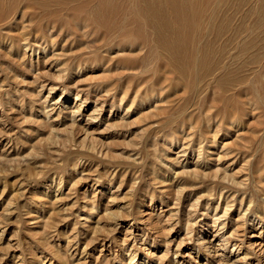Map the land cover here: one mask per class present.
Wrapping results in <instances>:
<instances>
[{
  "label": "rangeland",
  "instance_id": "obj_1",
  "mask_svg": "<svg viewBox=\"0 0 264 264\" xmlns=\"http://www.w3.org/2000/svg\"><path fill=\"white\" fill-rule=\"evenodd\" d=\"M56 1L0 0V264H264V120L256 115L262 108L243 114L239 110L237 121L242 123L230 124L227 116L233 105L221 92L213 95L217 100L210 93L197 96L196 74L180 76L173 69L164 51L154 46L157 36L145 19L140 27L130 22L133 2L143 9V0H111L112 11L105 13L104 21L89 11L85 20L68 16L71 5ZM88 1L94 7L99 0ZM209 1L201 0L203 22L213 5ZM170 6L164 10L173 19ZM8 13L11 20L5 17ZM239 13L233 15L235 21L241 19ZM54 16L58 26L64 22L60 34L53 29L56 46L49 36L42 37ZM75 22L97 32L75 41L65 31L79 30ZM144 40L150 42L137 48ZM28 43L31 48L26 50ZM59 67L62 72L56 71ZM158 77L167 78L163 83L168 85L169 104L149 94L152 88L160 93ZM228 235L231 241L221 250L218 243Z\"/></svg>",
  "mask_w": 264,
  "mask_h": 264
},
{
  "label": "bare ground",
  "instance_id": "obj_2",
  "mask_svg": "<svg viewBox=\"0 0 264 264\" xmlns=\"http://www.w3.org/2000/svg\"><path fill=\"white\" fill-rule=\"evenodd\" d=\"M52 1H56V0H52ZM61 1V0H60ZM58 1V2H60ZM65 1V0H64ZM164 2L162 3V1L160 0H143V9H139V8H136L135 7V2L134 3V15H132V17H130L131 19V23H134L132 25H137L140 27V23H141V20L145 22H148L149 25L151 27H149L150 29L152 28L153 30V34L155 36H157V38H155V44L154 46H157L159 47V49L161 48L164 53L167 55V57L169 58L170 62H171V66H173V69H175L180 76H184L185 73H189L191 71H193L195 74H196V78H195V81H194V91L196 93L197 96H199L200 94L204 93V94H207V93H210L212 94V96L218 92V93H222V95L225 97H222L224 98V100H227L229 101L228 103H232L233 106H231V109L229 111V117L227 116V120L231 123H236L238 122V118H239V115H240V112H247L246 110L250 111V112H254L256 109H259V108H262L260 111L261 112H258L256 115L259 117V120H260V117L262 118L263 117V120H264V38H262L264 36V0H254L251 1L253 2V4H245V1L246 0H210L209 3L212 2V6H210V9H209V13H208V16H207V19L205 22H203V18H202V12L203 10L205 9V5H203L201 3V0H163ZM57 2V1H56ZM67 3H69L71 6H69L68 8V11H67V14L66 15H72L73 18H75L76 15H80L84 18L86 14V12H90L91 14L97 16V19L99 17V21L102 19V21H104V17H107L105 15V13H109L112 11V4H111V0H99L96 4H94V7L93 6H90V2L88 0H67L65 1ZM74 2V3H73ZM245 5H248L247 8ZM248 2V0H247ZM250 2V0H249ZM61 3V2H60ZM72 3V4H71ZM132 3V4H133ZM62 4H66V3H63ZM137 4V3H136ZM141 5V4H140ZM169 5H171L170 7H172V17L173 19L169 18L168 15H167V11L164 10V8H169ZM210 5V4H209ZM25 6V5H23ZM207 6V5H206ZM15 7V6H14ZM17 7V5H16ZM102 7H106L108 9L104 10L102 9ZM245 7V8H244ZM11 8V7H10ZM21 8V7H20ZM19 8V9H20ZM111 8V9H110ZM7 9V8H6ZM3 10V9H2ZM9 10V8H8ZM16 10V9H15ZM22 10V8H21ZM116 10V9H115ZM238 10V11H237ZM241 10V12L239 11ZM4 11V10H3ZM13 11V10H11ZM50 11H53V10H50ZM86 11V12H85ZM233 11H237L241 17V19L243 18V20L241 21L238 20L240 17H237L238 21H235L234 18H233V15L236 17V14H238L237 12L233 13ZM11 15V12L10 10L8 11ZM24 12V11H23ZM116 12V11H115ZM115 12H113L115 14ZM4 13V12H3ZM2 13V14H3ZM9 13L8 15H6L5 17H7V19L9 18ZM18 13V12H17ZM21 13V12H20ZM45 13V12H44ZM42 14L41 16L43 17V15L45 16V14ZM51 13V12H50ZM48 13V14H50ZM85 13V14H84ZM14 14V13H12ZM23 15L25 14H28L25 12L22 13ZM21 14V15H22ZM32 14V13H30ZM47 14V12H46ZM54 14V13H53ZM56 14V13H55ZM54 14V15H55ZM64 14V13H63ZM20 15V16H21ZM29 15V14H28ZM26 15V16H28ZM51 15V14H50ZM61 15V14H60ZM59 14L56 15V16H60ZM70 15V16H71ZM89 15V14H88ZM105 15V16H104ZM125 15V14H124ZM130 15V14H129ZM3 16V15H1ZM13 16V15H12ZM19 16V15H18ZM53 16V15H52ZM77 16V17H78ZM22 17V16H21ZM62 17V16H61ZM3 17H1L2 19ZM24 18V17H23ZM55 19H52L48 22V20L46 22L47 25L45 26L46 29L43 33V36L42 37H45V36H49L50 38V41L53 43L52 45H54L56 43L55 39L56 37L54 36V33L57 31L59 34L61 32V30H64L63 28V24L64 22L62 21L61 23H63L62 25H57L56 24V19L57 17L54 16ZM5 19V18H4ZM6 19V20H7ZM10 19V18H9ZM14 19V18H13ZM17 19V18H16ZM20 19V18H19ZM18 19V21H19ZM26 19V17H25ZM30 19V18H29ZM33 19L32 22H35L34 21V18H31ZM39 19V17H38ZM122 19V18H121ZM3 20V19H2ZM11 20V19H10ZM61 20V19H60ZM73 20V19H72ZM82 20V18H81ZM85 20V18H84ZM233 20V21H232ZM26 21V20H25ZM31 21H27L28 24L31 23ZM52 21V22H51ZM67 21V20H66ZM70 21V20H69ZM79 21V20H78ZM3 22V21H2ZM20 22V21H19ZM74 21H71L70 24H74L73 23ZM86 22V21H85ZM140 22V23H139ZM24 23V22H23ZM39 23V22H38ZM59 22V24H61ZM83 22H81L82 24ZM15 24V23H14ZM17 24V23H16ZM21 24V23H20ZM26 23H24V26H25ZM32 24V23H31ZM30 24V25H31ZM44 24V22H43ZM42 24V25H43ZM75 24L77 25V27H75L76 29H79V30H76L74 28V30L76 31H69V30H65L67 31L66 34L69 35V38L71 36H74V38L76 39L77 36H82V35H89L90 36V31H93L94 32H97V31H94L95 29L92 28V30H88L87 27L89 25H87L86 27V24L87 23H84L83 25H81L79 22H75ZM90 24V23H89ZM98 24V23H96ZM121 24V23H120ZM128 24V23H127ZM13 25V24H12ZM37 25V24H35ZM34 25V27H35ZM131 25V24H130ZM131 25V27H132ZM148 25V24H147ZM18 26V25H17ZM16 26V27H17ZM58 26V27H57ZM75 26V25H74ZM105 26L108 27V24ZM136 26V28H137ZM10 27V26H8ZM23 27V24H21V27L19 26V28H22ZM44 27V28H45ZM71 27L73 28V26L71 25ZM129 27V28H131ZM143 27V26H142ZM1 28V27H0ZM12 28V27H11ZM27 28V27H26ZM29 28V27H28ZM38 28V27H37ZM40 28V27H39ZM38 28V29H39ZM57 28H60L59 30H57ZM66 28V27H65ZM128 28V29H129ZM8 29V28H7ZM6 29V30H7ZM10 29V28H9ZM32 29V28H31ZM55 29V30H53ZM94 29V30H93ZM124 29V28H123ZM133 29V28H132ZM148 29V30H150ZM4 30V31H6ZM12 30V29H11ZM14 30V29H13ZM23 30V29H21ZM122 30V29H121ZM142 30V29H141ZM9 30H7L8 32ZM16 31V30H14ZM38 31V30H37ZM80 31V33H78ZM11 32V31H10ZM24 32V31H23ZM56 32V33H57ZM138 34H139V29H138ZM143 32V31H141ZM148 32V31H146ZM3 33V32H1ZM14 33V32H13ZM29 33V32H28ZM92 33V34H93ZM100 33V32H99ZM135 33V32H134ZM145 33V32H143ZM152 33V32H151ZM17 34V33H15ZM21 34V33H20ZM23 34V33H22ZM27 34V33H26ZM57 34V35H59ZM79 34V35H78ZM91 34V35H92ZM103 34V33H102ZM131 35H133V33H130ZM136 34V35H138ZM25 35V34H23ZM30 35V34H29ZM32 35V34H31ZM36 35V34H35ZM42 35V33H41ZM71 35V36H70ZM94 35V34H93ZM105 35V34H104ZM126 35V34H125ZM129 35V34H128ZM140 35V34H139ZM148 35V34H147ZM150 35V34H149ZM6 36V35H5ZM14 36V35H13ZM62 36V35H61ZM60 36V37H61ZM84 36V37H85ZM102 36V35H101ZM107 36V35H106ZM143 36V35H142ZM1 37V35H0ZM3 37V36H2ZM8 37V36H7ZM15 37V36H14ZM22 37V35H21ZM24 37V36H23ZM22 37V38H23ZM55 37V38H54ZM105 37V36H104ZM122 37V36H121ZM120 37V39H121ZM138 38V36H136ZM16 38V37H15ZM21 38V39H22ZM36 38H40L39 35L37 36L36 35ZM83 39V36L81 37ZM97 38V37H96ZM101 38V37H100ZM141 37H139L140 39ZM145 38V37H144ZM20 39V40H21ZM25 39L26 37L22 40V42H25ZM30 39V38H29ZM32 39V38H31ZM42 39V38H41ZM62 39V38H61ZM60 39V40H61ZM73 39V38H71ZM95 39V38H94ZM94 39H90L91 41L94 40ZM106 39V37L104 38ZM118 39L119 41H122ZM143 39V37H142ZM17 40H18V37H17ZM34 40V39H33ZM40 40V39H39ZM44 40V39H43ZM65 40H67V38H65ZM89 40V39H88ZM96 40V39H95ZM101 41H103V39H100ZM4 41V40H3ZM2 41V42H3ZM12 41V40H10ZM14 41V40H13ZM16 41V40H15ZM77 41V39L75 40ZM101 41L99 42V44L101 43ZM139 41V40H138ZM145 41V40H144ZM2 42H0V46L3 45ZM7 42V41H6ZM41 42V41H40ZM58 42V40H57ZM61 42V41H60ZM65 42V41H64ZM69 42V41H68ZM71 42V41H70ZM80 42V41H79ZM97 42V41H96ZM116 42V41H115ZM125 42V41H124ZM150 42V41H148ZM148 42H139V47L137 48H141L144 47L145 45H147ZM191 42V43H190ZM33 43V42H32ZM36 43V42H35ZM46 43V42H45ZM44 43V44H45ZM49 43V41H48ZM66 43V42H65ZM95 43V41H94ZM98 43V42H97ZM95 43V45L97 44ZM117 43V42H116ZM115 43V45H116ZM130 43V42H129ZM17 44V43H16ZM21 44V42H20ZM39 44V43H38ZM50 44V43H49ZM63 44V43H61ZM68 44V43H67ZM72 44V43H71ZM81 44V43H80ZM93 44V43H91ZM119 44V42H118ZM124 44V43H123ZM138 44V43H137ZM151 44V43H149ZM153 44V43H152ZM151 44V47H153V45ZM19 45V44H18ZM27 45L26 47V50L27 48H31V46H29V43L28 44H25V46ZM47 45V44H46ZM79 45V44H78ZM93 45V47L95 46ZM128 45V43H127ZM134 45V44H133ZM9 48H10V45H8ZM56 46V45H54ZM61 46V45H60ZM68 46V45H67ZM71 46V45H70ZM120 48H122L120 45H118ZM125 46V45H124ZM64 47V46H62ZM74 47V46H73ZM131 47V46H130ZM146 47V46H145ZM8 50V51H11V50ZM17 48V47H15ZM14 48V49H15ZM54 48V47H53ZM70 48V47H69ZM113 48V47H112ZM156 48V47H155ZM34 49V48H33ZM46 49V48H44ZM61 49V48H60ZM64 49V48H63ZM78 49V48H77ZM81 49V47H80ZM79 49V50H80ZM92 49V48H91ZM125 49V48H124ZM130 49V48H129ZM132 49V47H131ZM152 49V48H151ZM2 50V48L0 49ZM5 50V51H6ZM25 50V49H24ZM23 50V51H24ZM35 50V49H34ZM38 50V49H37ZM95 50V49H94ZM123 50V49H122ZM135 50V49H134ZM21 51V49H20ZM63 51V50H62ZM65 51V50H64ZM69 51V49H68ZM68 51H66L68 53ZM76 49L73 51L74 53ZM84 51V50H82ZM19 52V51H17ZM48 52V51H47ZM70 52V51H69ZM24 53V52H22ZM55 53V52H54ZM59 53V52H58ZM56 53V54H58ZM91 53V52H90ZM98 53V52H97ZM20 54V53H19ZM26 54V53H25ZM23 54V56L25 55ZM61 53H59L58 55H60ZM72 54V53H70ZM81 54V53H80ZM18 55V54H17ZM53 55V54H51ZM63 55V54H61ZM87 55V54H86ZM27 56V55H26ZM57 56V55H56ZM81 56V55H80ZM79 56V57H80ZM107 56V55H106ZM105 58H109L106 57ZM60 57V56H59ZM63 57V56H62ZM91 57V56H90ZM93 57V56H92ZM98 57V56H97ZM139 57V56H138ZM23 58V57H22ZM27 58V57H26ZM71 58V57H70ZM82 58V57H81ZM87 58V57H86ZM96 58V57H95ZM102 58V56H101ZM111 58V57H110ZM109 58V59H110ZM132 58V57H131ZM137 58V57H136ZM165 58V57H164ZM48 59V58H47ZM46 59V60H47ZM65 60H69V57L67 58H64ZM63 59V60H64ZM32 60V59H31ZM45 60V61H46ZM54 60V59H53ZM57 60V59H56ZM62 60V62H64ZM77 60V58H76ZM79 60V59H78ZM97 60V59H96ZM111 60V59H110ZM168 59H166L167 61ZM49 60H47L46 62H48ZM51 61V60H50ZM80 61V60H79ZM82 61V60H81ZM80 61V62H81ZM84 61V60H83ZM99 61V60H98ZM113 61V60H112ZM134 61V60H133ZM136 61H138L136 59ZM141 61V60H140ZM139 61V62H140ZM165 61V60H164ZM31 62V61H29ZM44 62V63H46ZM58 62V60H57ZM56 62V63H57ZM107 62V61H106ZM116 62V61H115ZM135 62V61H134ZM54 63V62H53ZM53 63H51L53 65ZM55 63V64H56ZM65 63H67L65 61ZM70 63V62H69ZM84 63V62H83ZM88 63V61H87ZM100 63V62H99ZM105 63V62H104ZM113 63V62H112ZM133 63V62H132ZM131 63V64H132ZM161 63V62H160ZM120 64L122 65V63H119L118 65L120 66ZM130 64V65H131ZM136 64V62L134 63ZM60 65V64H59ZM63 65V64H61ZM77 65V64H76ZM110 65V63H109ZM108 65V67H109ZM113 65V64H111ZM116 65V64H115ZM127 65V64H126ZM125 65V66H126ZM138 65V64H136ZM141 65V64H140ZM38 66V65H37ZM56 66V65H55ZM67 66V65H66ZM82 66V65H81ZM100 66V65H99ZM124 66V65H122ZM58 67V66H57ZM78 67V66H77ZM76 67V68H77ZM90 67V66H89ZM104 67V66H103ZM116 67V66H115ZM113 67V69L115 68ZM131 67V66H130ZM135 66H132L131 68H134ZM139 67V66H138ZM54 68V67H53ZM95 68V67H94ZM93 68V69H94ZM100 68V67H99ZM106 68V67H104ZM144 68V67H143ZM167 68V67H166ZM64 69V68H63ZM97 69V68H96ZM112 69V68H111ZM140 69V68H139ZM157 69L159 70V67H157ZM44 70V69H43ZM47 70V69H46ZM55 70V69H54ZM67 70V69H66ZM65 70V71H66ZM105 70V69H103ZM102 70V71H103ZM125 70V69H124ZM139 71L138 68L135 69V71ZM145 70V69H144ZM157 70V71H158ZM56 71H60L62 72L63 70L59 67L56 69ZM70 71V69H69ZM109 71H110V74H109ZM108 74L111 75V73H113L112 71L113 70H110L109 69ZM117 71V70H116ZM115 71V72H116ZM133 71V70H132ZM131 71V72H132ZM167 71V70H166ZM46 72V71H45ZM45 72H44V75H45ZM57 72V73H58ZM73 72V70H72ZM81 72V71H80ZM106 72V71H105ZM126 72H129V71H126ZM140 72V71H139ZM148 72V70H147ZM176 72V73H177ZM54 73V72H53ZM56 73V72H55ZM55 74L57 75V77L59 76L58 74ZM177 73V74H178ZM116 74H119V72H116ZM116 74H113V75H116ZM159 74V73H158ZM166 74V73H165ZM49 75V74H48ZM61 75V73H60ZM109 75H107L109 77ZM64 76V75H63ZM145 76V75H144ZM157 76V75H156ZM174 76V75H173ZM53 76L51 75V78ZM104 77V76H103ZM138 77V76H137ZM171 77V76H170ZM177 77V76H176ZM47 78V77H46ZM54 78V77H53ZM144 78V77H143ZM147 78V77H145ZM157 78V77H156ZM183 78V77H182ZM55 79H60L59 78H55ZM104 79V78H103ZM128 79H131V78H128ZM148 79V78H147ZM167 79V78H165ZM165 79H160L158 77V79H156V84L159 86V88L161 89L160 90V93L156 94L154 92V88L152 89H148L149 90H152L149 94H151V97H153V99L156 101V100H162V101H168L167 99L168 98V92L167 89H168V85H165L163 82ZM64 80V79H63ZM113 80V79H112ZM182 82L184 80L180 79ZM179 80L180 83H182L181 81ZM142 81V80H141ZM140 81V82H141ZM147 80L145 79V82ZM170 81V79H169ZM113 82V81H112ZM132 82V80H131ZM138 82V80L136 81ZM153 82V81H152ZM168 82V81H167ZM55 83V82H54ZM114 83V82H113ZM134 83V82H133ZM139 83V82H138ZM147 83V82H146ZM149 83V81H148ZM155 83V82H154ZM59 84V83H58ZM136 84V83H135ZM141 84V83H140ZM144 84V83H143ZM176 84V83H175ZM179 84V83H178ZM193 84V83H192ZM56 85V84H55ZM95 85V84H94ZM107 85V84H106ZM109 85V84H108ZM137 85V84H136ZM145 85V84H144ZM53 86V85H51ZM58 86V85H56ZM87 86V85H86ZM93 86V85H92ZM111 86V85H110ZM152 86V85H151ZM183 86V85H182ZM186 86V85H185ZM66 87V86H65ZM109 87V86H108ZM157 87V86H156ZM53 88V87H52ZM51 88V89H52ZM97 88V87H96ZM141 88V87H140ZM143 88V87H142ZM146 88V87H145ZM180 88V87H179ZM88 89V88H87ZM130 89V88H129ZM109 90V89H108ZM172 90V89H171ZM174 90V89H173ZM172 90V91H173ZM177 90V89H176ZM190 90V89H189ZM189 90H186L185 91L188 93ZM78 91V90H77ZM111 91V89L109 90V92ZM145 92H147V90L145 89L144 90ZM143 91V92H144ZM159 91V90H158ZM179 91V89H178ZM184 91V92H185ZM107 92V91H106ZM176 92V91H175ZM174 92V93H175ZM108 93V92H107ZM105 93V94H107ZM127 93V92H126ZM170 93V92H169ZM182 92H180L181 94ZM68 94V93H67ZM75 94V93H74ZM77 94V97H78V93ZM125 94V92H124ZM123 94V95H124ZM137 94V93H136ZM147 94V93H146ZM145 94V95H146ZM172 94V93H171ZM179 94V92L177 93ZM175 94V96L177 95ZM80 95V94H79ZM209 95V94H208ZM243 95H246V97H243ZM248 95V96H247ZM137 96V95H136ZM140 96V95H139ZM172 96V95H171ZM178 96V95H177ZM211 96V95H210ZM19 97V96H18ZM76 97V96H75ZM174 97V96H173ZM183 97V95L181 96V98ZM201 97V96H200ZM206 97V96H205ZM214 97V96H213ZM216 97H217V94H216ZM216 97H214L216 99ZM142 98V97H141ZM172 98V97H171ZM210 99L212 104L211 105H214L213 101H215V99ZM79 99V98H78ZM84 99V98H83ZM137 99V98H136ZM147 99V98H146ZM201 99V98H199ZM207 99V98H205ZM133 100V99H132ZM135 100V99H134ZM178 100V99H177ZM217 100V99H216ZM220 99H218L219 101ZM68 101V100H67ZM150 101V100H149ZM148 101V102H149ZM185 101V99H184ZM197 101V100H196ZM200 101V100H199ZM203 101V100H202ZM206 101V100H205ZM223 101V100H222ZM260 102V105H258V102ZM57 102V101H56ZM138 102V101H137ZM151 102V101H150ZM159 102V101H158ZM176 102V100H175ZM209 102V100H208ZM80 105H78L77 107L79 109H81V102H79ZM134 103V101H133ZM132 103V104H133ZM141 103V102H140ZM143 103V102H142ZM145 103H146V100H145ZM161 104H164L160 101ZM165 103H168V102H165ZM170 103V102H169ZM168 103V104H169ZM173 103V102H172ZM197 103V102H196ZM201 103V102H200ZM206 103V102H205ZM226 103V102H225ZM192 104V103H191ZM194 104V102H193ZM209 104V103H208ZM156 106V104H154ZM176 105V104H175ZM173 105V106H175ZM195 105V104H194ZM206 105V104H205ZM226 105H229V104H226ZM169 106V105H168ZM167 106V107H168ZM190 106V105H189ZM193 106V105H191ZM216 106V105H215ZM214 106V107H215ZM143 107V106H142ZM156 107H159V106H156ZM165 106H163V109ZM166 107V109H167ZM198 107V106H197ZM211 107V106H210ZM223 107V106H222ZM230 107V106H229ZM62 108V107H61ZM202 108V107H201ZM226 108V106H225ZM225 108H222V110ZM161 109V110H163ZM173 109V108H171ZM208 109V108H207ZM219 109V108H218ZM217 109V110H218ZM229 109V108H228ZM226 109V110H228ZM96 110V109H94ZM100 110V108H99ZM159 110V109H158ZM157 110V112H158ZM216 110V109H215ZM223 110V112H224ZM225 110V111H226ZM239 110H241L239 112ZM47 111V110H45ZM73 111V110H72ZM75 111V110H74ZM77 111V110H76ZM79 111V110H78ZM97 111V110H96ZM95 111V112H96ZM166 111V110H165ZM191 111V110H189ZM208 111V110H207ZM211 110H209L208 112H210ZM220 111V109H219ZM94 112V113H95ZM145 112V111H144ZM143 112V113H144ZM151 111L149 110V113ZM156 112V111H155ZM170 112V110H169ZM61 112H59L58 114L60 115ZM73 113V112H72ZM98 113V112H97ZM159 115H160V112H158ZM167 111L165 112V115ZM191 112H189L190 114ZM193 113V112H192ZM215 113V112H214ZM217 113V112H216ZM221 113V112H220ZM226 113V112H225ZM48 114V113H46ZM68 114V113H67ZM76 114V113H74ZM145 114L147 115V111L145 112ZM207 114V113H206ZM249 114V113H248ZM188 115V114H187ZM186 115V116H187ZM217 115V114H216ZM223 115V113H222ZM247 115V113L245 114ZM243 115V116H245ZM255 115V114H253ZM48 116V115H47ZM74 116V115H73ZM207 116V115H206ZM205 116V117H206ZM210 116V114L208 115ZM207 116V117H208ZM248 116V115H247ZM245 116V117H247ZM70 117V116H69ZM90 117V116H89ZM188 117H191V116H188ZM187 117V118H188ZM215 117V115H214ZM219 117V116H218ZM67 118V117H66ZM74 118V117H73ZM183 118V117H182ZM181 118V119H182ZM216 118V117H215ZM248 118V117H247ZM257 118V117H255ZM192 118L186 120V121H189L191 120ZM210 118L208 117V119L206 118L205 120H208V122L210 121L209 120ZM221 119H222V116H221ZM220 119V120H221ZM246 118H244L245 120ZM89 120V119H88ZM195 119H193L192 121H194ZM204 120V121H205ZM219 120V119H218ZM219 120V121H220ZM243 120V119H242ZM223 121V120H222ZM222 121L220 123H222ZM246 121V120H245ZM76 122V121H75ZM180 122V121H179ZM226 122V120H225ZM73 123V122H72ZM191 123V121H190ZM196 122H194L195 124ZM219 123V122H218ZM239 123V122H238ZM242 123V122H241ZM239 123V124H241ZM251 123V122H250ZM45 124V123H44ZM76 124V123H75ZM80 124V123H79ZM179 124V123H178ZM181 124V122H180ZM192 124V125H194ZM197 124V123H196ZM216 124H217V121H216ZM243 124H244V121H243ZM246 124V123H245ZM244 124V125H245ZM212 125V124H211ZM183 126V124L181 125V127ZM219 126V125H218ZM231 126V125H229ZM249 126H251V124H249ZM71 127V126H70ZM192 127V126H191ZM195 127V126H193ZM192 127V128H193ZM223 127H226V126H223ZM207 128V127H205ZM218 128V127H217ZM216 128V129H217ZM232 128V127H231ZM239 128V126H238ZM252 128V127H251ZM255 128V127H254ZM75 129V128H74ZM215 129V130H216ZM219 129V128H218ZM217 129V130H218ZM233 129V128H232ZM208 130V129H207ZM221 130V129H219ZM251 130V129H250ZM187 132H190V131H187ZM216 132V131H215ZM248 132V131H247ZM246 132V133H247ZM253 132H255L253 130ZM252 132V133H253ZM242 132H239L238 134H240ZM251 133V135H252ZM237 134V135H238ZM250 134V132H249ZM172 135V134H171ZM169 135V136H171ZM174 135V134H173ZM172 135V137H173ZM253 135H255L254 137L256 138V132L253 133ZM188 136V134H187ZM243 139L246 137L242 136ZM251 137V136H250ZM258 137V136H257ZM248 138V137H247ZM261 138V137H260ZM189 139L190 136H189ZM249 139V138H248ZM251 139V138H250ZM254 140V139H252ZM191 141V140H190ZM189 141V142H190ZM247 141V140H245ZM249 142L251 140H248ZM49 142V140L47 141ZM57 142V141H56ZM66 142V141H65ZM189 142H187L189 145ZM256 142V141H255ZM52 143V142H51ZM246 143V142H245ZM248 143V142H247ZM48 144V143H47ZM54 144V143H53ZM66 144V143H64ZM69 144V143H68ZM186 144V143H185ZM249 144V143H248ZM49 145V144H48ZM225 146V145H223ZM245 146V144H244ZM252 146V145H251ZM53 148V147H52ZM153 151V149H152ZM213 151V150H212ZM228 153V151H227ZM219 154V153H218ZM223 155V153H222ZM225 155V154H224ZM220 156V155H219ZM218 156V157H219ZM222 157V156H220ZM219 157V158H220ZM75 165V164H74ZM77 165V164H76ZM75 165V166H76ZM74 166V167H75ZM224 170V169H223ZM226 170V169H225ZM83 172V171H82ZM81 172V173H82ZM248 174V173H247ZM254 174V173H253ZM252 176V175H251ZM226 178V176L224 175L223 178ZM224 178V179H225ZM228 178V177H227ZM85 179V178H84ZM223 179V180H224ZM249 179V178H248ZM62 180V179H61ZM228 181V179H225ZM241 181V180H240ZM240 181L238 182V184L240 183ZM243 181V180H242ZM245 181V180H244ZM248 181V180H247ZM76 182V181H75ZM74 182V183H75ZM246 182V181H245ZM255 181H253L254 183ZM237 184V182H236ZM242 184V183H240ZM239 184V185H240ZM61 186V185H59ZM73 186V185H71ZM218 188V187H217ZM256 188H258L256 186ZM230 191V190H229ZM232 191V190H231ZM230 191V192H231ZM237 192V191H236ZM68 195V192L66 193ZM221 194V193H220ZM235 195V194H233ZM61 196V195H60ZM59 196V197H60ZM221 196V195H219ZM56 197V196H55ZM227 197V196H226ZM243 197V196H242ZM111 198V196H110ZM109 198V199H110ZM116 198V197H115ZM228 198V197H227ZM249 198V197H248ZM247 198V199H248ZM259 198V197H258ZM57 199H59L57 197ZM57 199L54 200L55 202H57ZM49 200V199H48ZM226 200V199H225ZM242 200V199H241ZM250 200V199H249ZM248 200V201H249ZM62 201V200H60ZM60 201H58L60 203ZM48 202V201H47ZM50 202V200H49ZM226 202H228L226 200ZM253 202V201H252ZM251 203H249L248 206H250ZM263 202V201H262ZM51 203V202H50ZM230 203V201H229ZM261 203V202H260ZM45 204V203H43ZM42 204V205H43ZM93 204V203H92ZM243 204V202H242ZM264 204V203H263ZM44 206V205H43ZM50 206V205H49ZM55 206V205H54ZM95 206V205H94ZM129 206V205H128ZM226 206V205H225ZM247 206V207H248ZM259 206V204L257 205ZM264 206V205H263ZM126 207V206H125ZM124 207V208H125ZM218 207V205H217ZM242 206H240L239 208H241ZM45 208V207H44ZM52 208V207H51ZM50 208V209H51ZM107 208V207H106ZM105 208V209H106ZM109 208V207H108ZM227 208V207H225ZM57 209V208H56ZM91 209V208H90ZM40 210V209H39ZM53 210V209H51ZM123 210V208H122ZM132 210V209H130ZM129 210V212H130ZM48 211V210H47ZM46 211V212H47ZM93 211V210H92ZM95 211V210H94ZM105 211V210H104ZM247 211V210H246ZM264 211V210H263ZM52 212V211H51ZM108 212V211H107ZM105 212V213H107ZM124 212V211H123ZM128 212V213H129ZM217 212V211H216ZM58 213V212H57ZM60 213V212H59ZM62 213V212H61ZM125 213H126V210H125ZM126 213V214H128ZM227 213V211H226ZM241 213V212H240ZM246 213V212H245ZM243 213V214H245ZM56 214V212H55ZM136 214V213H135ZM217 214V213H216ZM241 214V215H243ZM54 215V214H53ZM59 215V214H58ZM63 215V214H62ZM131 215V214H130ZM221 215H224V214H221ZM227 215V214H225ZM246 215V214H245ZM124 216V215H122ZM127 215H125V218H126ZM215 216V215H214ZM244 216V215H243ZM107 218H109L108 216H106ZM129 217V216H127ZM221 217V216H219ZM223 217V216H222ZM54 218V217H53ZM218 218V217H217ZM50 219V218H49ZM55 219V218H54ZM216 220V219H215ZM54 221V220H52ZM214 221V220H213ZM243 221V220H242ZM50 222V221H49ZM97 222V221H96ZM217 222V221H216ZM224 222V221H222ZM226 222V221H225ZM214 223V222H213ZM212 223V224H213ZM244 223V221H243ZM47 224V223H45ZM50 225H51V222H50ZM215 225V224H214ZM217 225V224H216ZM237 225V224H236ZM242 225V224H240ZM224 226V225H223ZM223 226H220V228H222ZM238 226V225H237ZM216 227V226H215ZM240 227V226H239ZM238 227V228H239ZM114 228V227H113ZM224 228V227H223ZM237 227H235L236 229ZM236 229V231H238L239 229ZM110 229V228H109ZM116 229V228H115ZM111 230V229H110ZM114 230V229H113ZM171 230V229H170ZM214 230V228H213ZM218 230V229H217ZM233 230V229H232ZM235 233L234 234H237V232L235 230H233ZM133 232V231H132ZM134 233V232H133ZM217 233V231H216ZM215 234V233H214ZM218 234V233H217ZM221 234V233H220ZM230 235V234H229ZM228 235V236H229ZM218 236V235H217ZM216 237V235L214 236ZM204 239V238H203ZM207 239V238H206ZM214 239V238H213ZM199 240V239H198ZM230 240V236L228 238H221L220 239V244L221 246V250L222 248H226L227 247V244L231 241ZM205 241V240H204ZM171 242V241H170ZM206 242V241H205ZM142 243V242H141ZM144 243V242H143ZM200 243V242H199ZM243 243V242H242ZM203 244V242H202ZM204 245V244H203ZM230 245V244H229ZM236 244L234 243L232 248H234ZM238 245V244H237ZM206 246V245H205ZM208 246V245H207ZM239 246V245H238ZM237 246V247H238ZM213 247V246H212ZM240 248V247H238ZM205 249H209L207 247H205ZM241 249V248H240ZM210 251V250H209ZM216 251V250H215ZM218 251V250H217ZM231 252V251H230ZM210 253V252H209ZM216 254H218L216 252ZM238 255V254H236ZM216 256V255H215ZM225 256V255H224ZM229 255H227L228 257ZM147 257V256H146ZM217 257V256H216ZM226 257V256H225ZM244 255L242 256V258L239 260H242L244 259L243 258ZM221 258V257H220ZM229 258V257H228ZM132 259V258H131ZM222 259V258H221ZM246 259V258H245ZM132 261V260H130ZM227 261V260H226ZM147 262V261H146ZM220 262V264H227L228 262H225V261H222L219 260L218 263ZM248 263V262H247ZM177 264V263H176Z\"/></svg>",
  "mask_w": 264,
  "mask_h": 264
}]
</instances>
